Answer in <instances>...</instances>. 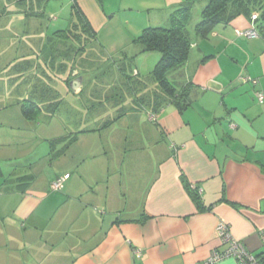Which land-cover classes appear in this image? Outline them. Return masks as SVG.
<instances>
[{
	"label": "crops",
	"instance_id": "crops-1",
	"mask_svg": "<svg viewBox=\"0 0 264 264\" xmlns=\"http://www.w3.org/2000/svg\"><path fill=\"white\" fill-rule=\"evenodd\" d=\"M192 1L193 24L207 0H69L90 28L84 21L53 38L45 16L0 8V264H203L226 249L220 225L264 253V29L238 37L253 26L239 16L205 39L193 24L190 59L170 74L179 90L192 84L188 107L164 100L151 78L161 56L136 43ZM79 56L89 64L74 69ZM58 57L71 66H57ZM117 60L126 68L100 62ZM131 63L141 81L128 78ZM28 101L42 109L35 120L23 115ZM22 129L55 144L50 168L17 140ZM21 146L26 154L16 156Z\"/></svg>",
	"mask_w": 264,
	"mask_h": 264
},
{
	"label": "trees",
	"instance_id": "trees-1",
	"mask_svg": "<svg viewBox=\"0 0 264 264\" xmlns=\"http://www.w3.org/2000/svg\"><path fill=\"white\" fill-rule=\"evenodd\" d=\"M16 3H22L24 0H15ZM30 2V0H26ZM194 2H190L184 7L176 10L172 14L171 25L169 27H150L144 30L143 34L136 40V43L142 46L143 53H159L161 58L151 72V78L159 87L161 96L164 100L167 98L178 105L183 106V102L190 95V87L192 84H187L179 90L170 80V74L176 69L188 63L191 50L192 40L188 33V26L192 19ZM21 13L27 17H43L36 11L30 9H19ZM72 14L78 16L87 22V27L90 24L86 21L85 16L73 5ZM254 12H257L258 18L255 21V26L261 33L264 29V0H207V5L203 9L201 21L197 24L196 34L207 39L214 30L220 25H228L239 16H248L252 21ZM259 24V25H258ZM260 28V29H259ZM186 102V101H185ZM191 103H185L183 107L190 106ZM22 112L28 120H35L42 112L41 107L34 102H25L22 106ZM78 134L69 141V145L77 140ZM68 146L66 148H68ZM187 189L192 194L193 199L199 204L198 193L191 189L189 184H186ZM258 264H264V253L257 256Z\"/></svg>",
	"mask_w": 264,
	"mask_h": 264
},
{
	"label": "rangeland",
	"instance_id": "rangeland-1",
	"mask_svg": "<svg viewBox=\"0 0 264 264\" xmlns=\"http://www.w3.org/2000/svg\"><path fill=\"white\" fill-rule=\"evenodd\" d=\"M7 1L8 0H6V2L3 4L0 3V8H4L7 11H14V10L20 9V8H23V9L28 8L32 11H36L38 14H40L42 16H45L46 19H49L50 25H48L46 28V31H48L47 34H49V38H53L55 36V32H57V31H61L60 36H67L68 37L69 36L68 33L73 31L74 28L79 27L80 29H82L84 27V22H83V20H81V18L78 16V14H72L71 13L72 10H71V5H70L69 0H30V2H26V0H24V1H22V3H16L15 0L14 1L10 0L8 2ZM40 19H42V18H40ZM32 21H34V20H32ZM41 21H43V20H41ZM200 21H201V14L200 13L194 14L193 24L196 25ZM193 24H190L188 31H189V29H191V27H193ZM68 39H70V41H69L70 46L69 47H72L73 50H75L77 45L74 42V39L72 37H69ZM41 44H39V45L42 46ZM47 46H50V45L47 44ZM65 52H66V48H65ZM96 54L97 55L99 54L98 58H99V60H101V58H100L101 53L99 52ZM65 57H66V55H65ZM102 60H104V59H102ZM65 61L66 60H64L63 57H58L56 60V65L59 66V64L61 65ZM75 61H77V64L73 67L74 69L78 66L79 67L83 66V64H84V67L87 66V64H89V61L86 60V56L83 57V59H81V57L79 56V58ZM121 61H123V60H121ZM121 61L117 60L116 62L113 61L111 63H107V62H103V61H100V62L103 64H107L108 68H110V69L117 70L118 68L124 67V65H122L123 62H121ZM71 62H72V60H68L65 62V65H68L70 67ZM90 64H91V62H90ZM97 66H99V63H97L96 67L95 66L94 67L97 68L98 70H99V68L102 69L101 67H97ZM125 68L126 67H124V69ZM79 69L80 68H78V70ZM135 69H136V65L134 63L133 64L131 63L129 65V67H127L128 78L131 81H141L140 77H135L133 75ZM141 76H143V74ZM101 81L104 82V78L101 79ZM105 81L106 82L108 81L109 85L113 84L116 88H121L123 86L120 84L119 78H106ZM127 92H128V88L124 94L127 95ZM85 96H86V94L83 97H85ZM83 97L79 96L78 99L80 100ZM71 99H74V98H72V96H70L68 98L65 97L63 107H66L67 104H71ZM69 116H71L70 113H69L68 117ZM41 121H42V119H40L39 122H41ZM20 132L21 133H18V131H17V136H18L17 140L20 141L19 135L24 136L26 139L25 141L29 142L31 148L33 149V152L35 151V155L40 157L38 163H41L44 168H45V166H47V168H50L52 162L54 161V156H56L55 155V149H56L55 144H53L54 146L52 147V142H46L42 136L39 137L38 135H36V133H34V131H28V130L22 129ZM40 134H43L42 130L40 131ZM22 147L23 146H21L19 148H15L13 150V152L16 156H23L24 154H26L25 153L26 151H24L25 150L24 147L23 148ZM49 150H51V152H50L51 155L45 158V156H43L44 152L47 151V153H48ZM46 172H47V169H46Z\"/></svg>",
	"mask_w": 264,
	"mask_h": 264
},
{
	"label": "built area",
	"instance_id": "built-area-1",
	"mask_svg": "<svg viewBox=\"0 0 264 264\" xmlns=\"http://www.w3.org/2000/svg\"><path fill=\"white\" fill-rule=\"evenodd\" d=\"M258 18V14L252 16L253 26L250 29L246 30H237L236 34L238 37H244L249 39H255L259 37L258 29L255 26V21ZM242 80L245 82H251L257 84V80H253L250 77H242ZM258 99L261 103L264 101V96L262 93L258 94ZM154 119V116L151 117ZM70 178V175H65L62 178L54 181L50 188L52 191H60L64 187V183L67 179ZM217 236L222 245L226 246V249L223 252L215 251L212 255L203 263V264H217L226 258H234L240 264H258L257 256L251 254L243 243L234 239L229 228L226 225H220L217 229ZM262 239L264 242V232H262Z\"/></svg>",
	"mask_w": 264,
	"mask_h": 264
},
{
	"label": "water",
	"instance_id": "water-1",
	"mask_svg": "<svg viewBox=\"0 0 264 264\" xmlns=\"http://www.w3.org/2000/svg\"><path fill=\"white\" fill-rule=\"evenodd\" d=\"M77 83H79V82H77Z\"/></svg>",
	"mask_w": 264,
	"mask_h": 264
}]
</instances>
